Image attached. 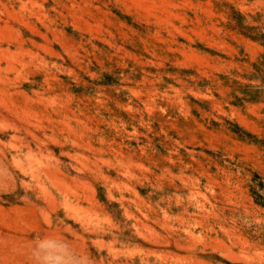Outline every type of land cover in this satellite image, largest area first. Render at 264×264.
I'll list each match as a JSON object with an SVG mask.
<instances>
[{
	"label": "rangeland",
	"instance_id": "rangeland-1",
	"mask_svg": "<svg viewBox=\"0 0 264 264\" xmlns=\"http://www.w3.org/2000/svg\"><path fill=\"white\" fill-rule=\"evenodd\" d=\"M0 264H264V0H0Z\"/></svg>",
	"mask_w": 264,
	"mask_h": 264
}]
</instances>
